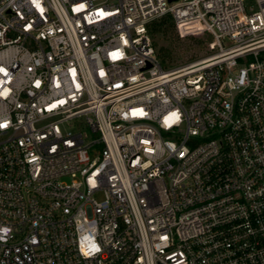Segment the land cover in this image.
I'll list each match as a JSON object with an SVG mask.
<instances>
[{"label": "built area", "instance_id": "obj_1", "mask_svg": "<svg viewBox=\"0 0 264 264\" xmlns=\"http://www.w3.org/2000/svg\"><path fill=\"white\" fill-rule=\"evenodd\" d=\"M0 264H264V0H0Z\"/></svg>", "mask_w": 264, "mask_h": 264}, {"label": "rangeland", "instance_id": "obj_2", "mask_svg": "<svg viewBox=\"0 0 264 264\" xmlns=\"http://www.w3.org/2000/svg\"><path fill=\"white\" fill-rule=\"evenodd\" d=\"M154 41L162 56H167L171 65H183L206 59L215 53L214 43L209 34L198 24L179 27L171 18L161 19L153 27ZM105 198L97 192L99 202Z\"/></svg>", "mask_w": 264, "mask_h": 264}, {"label": "water", "instance_id": "obj_3", "mask_svg": "<svg viewBox=\"0 0 264 264\" xmlns=\"http://www.w3.org/2000/svg\"><path fill=\"white\" fill-rule=\"evenodd\" d=\"M214 48H215V46H214Z\"/></svg>", "mask_w": 264, "mask_h": 264}]
</instances>
